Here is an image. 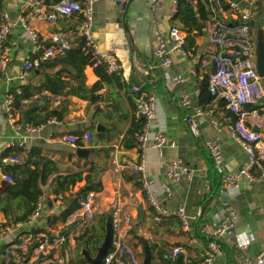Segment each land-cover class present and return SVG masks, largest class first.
Here are the masks:
<instances>
[{"label":"crops","instance_id":"0c3cea01","mask_svg":"<svg viewBox=\"0 0 264 264\" xmlns=\"http://www.w3.org/2000/svg\"><path fill=\"white\" fill-rule=\"evenodd\" d=\"M76 1L83 6L87 5L86 0ZM155 3L158 4L157 15L152 11ZM92 7L94 40L101 52H115L122 66L120 75L127 85V89L123 91L114 84L104 85L97 94L109 102L97 107H91L87 98L66 95L71 87L78 86V81L74 78L76 70H83L87 88L90 89L99 82L95 67L87 66L83 61L77 60L71 66L55 65L29 73L24 71L25 62L36 56V44L19 21V16L24 15L27 22L43 37H48L52 33L69 36L74 41L75 48L84 41L75 33L79 18L83 20L84 16L75 14L71 17L59 18L56 25H52L46 19L34 16L25 7V0H0V22L6 18L14 25L7 41L11 60L4 78L0 81V201L4 199L0 203V209L10 212L9 216H5L3 211L0 212V223L6 224L10 231L7 236L0 237V261L8 260L12 256L17 264H50L49 257L38 256L37 248L29 255L34 243L43 235H47L66 240L57 251V257L64 264L86 263L82 255V244L88 241L91 254L95 255L93 240L102 236L113 211L119 204H124L133 216L130 241L140 257L141 264L144 255L141 237L148 239L153 257L152 264H166L159 255L168 258L176 244L181 245L180 256L184 258V264H202L204 251L212 240L209 231L218 226L224 212L219 195L224 187L223 176L239 172L247 162V153L235 139L230 125L224 120L228 112L221 107L222 101L214 99L203 116L196 115L195 109L201 108L202 87L206 80L208 82L212 70L210 64L204 66L201 63L202 53L208 47L206 27L203 28L202 35L196 37L192 47L187 43L189 56L173 55L172 66L167 69L160 65L154 51L158 33L168 38L171 27L181 28L171 19L173 8L171 0H94ZM247 8L251 11L256 28H264V2L259 1ZM47 11H50L49 7ZM194 35L196 34L193 33L192 36ZM123 41H126L128 46L123 52L129 54V59L126 55L119 57V52L122 51L116 45H124ZM127 61L131 63V69L126 76L124 62ZM59 73L61 80L67 84L65 94L60 96L62 104H56L55 97L49 92L36 95L34 99L35 101L40 98L48 99L47 108L51 111L65 110L64 119L56 124L46 125L32 151L27 152L17 146L18 142L14 139V133L7 123L6 98L12 90L27 85L38 88L42 85L45 76L55 77ZM172 75L181 76L186 82L175 85L170 80ZM133 87L139 88L136 95L155 97L157 116L153 131L162 133L168 139V146L163 150L162 155L154 148H149L145 152L146 172L148 178L154 181L157 198L165 210L173 211L183 206L190 217L199 219L204 215V220H207V225L204 227L205 238L198 237L193 230L189 233L184 232L182 227H178L176 219H179L176 217L165 219L159 225L155 224L152 219L153 210L149 207L142 191L139 176L129 169L117 175L110 166L113 155H118L120 160L125 161L137 163L140 160L137 144L131 149H126L122 145L135 116ZM147 88L149 93L145 91ZM185 95L190 96L191 107L184 106L182 100ZM40 102L42 103L43 100ZM188 117L193 118L194 122L189 124ZM17 119L21 120L19 114ZM88 122L103 125L106 130L102 132H106L110 140H99L95 129H88L92 133L93 141L85 149H91L93 153L88 158H80L77 156L79 148L71 147L62 138L68 134L87 131L85 124ZM214 122L220 125H215ZM209 141H216L219 144L224 157L223 170L217 171L220 188L217 189L216 196L210 195L209 176L217 169L212 168L211 156L206 146ZM171 145L174 147L172 148ZM33 153L32 160L37 163H47L62 176L83 172V177L90 174L102 183L103 190L97 193L95 201V219L90 224L86 226L80 224L75 218L76 213L66 224L60 222L50 224L51 221L61 218L74 197L85 186L84 181L71 193H67L65 199L56 197L52 193L54 178L42 187L44 194L40 199L43 205L41 217L32 221L30 217L29 220L22 221L26 214L25 207H20L16 202L9 204L4 195L10 184L6 183L3 177L6 174H13L12 169L17 166L6 163L5 160L17 156L24 162L19 165H24L26 159ZM174 161H181L196 171L192 181L182 180L176 183L166 178L165 168ZM164 186L171 188L173 192L171 199H166ZM223 197L236 207L239 221L228 236L219 240L223 254L214 264H242L244 259L254 258L264 252V182L250 183L243 179L237 190L225 191ZM197 222L198 220L193 224ZM137 229L139 233H136ZM246 231L250 232L248 237L244 234ZM82 236H84L83 240L78 241L77 238ZM246 239L249 245L245 249L237 247L238 242L242 243L247 241ZM15 245L17 246L14 248L15 256L8 255L9 248Z\"/></svg>","mask_w":264,"mask_h":264},{"label":"built area","instance_id":"2783aa9c","mask_svg":"<svg viewBox=\"0 0 264 264\" xmlns=\"http://www.w3.org/2000/svg\"><path fill=\"white\" fill-rule=\"evenodd\" d=\"M87 5L83 6L76 0H62L58 4L49 7L44 5L42 0H25V7L34 16L46 19L50 24L56 25L59 18L71 17L75 14L84 16L83 21L75 28V33L84 39L85 43L92 48L93 54L97 59V65H105L109 74H120L122 66L119 63L115 52H101L94 40V20L92 17L94 0H86ZM173 4L171 19L178 14V0H171ZM201 2L210 12L211 16L206 23L208 37V47L202 53L201 63L211 65L212 70L208 76V90L217 101L226 104V109L233 115L227 117L225 122L230 125L233 135L237 142L247 153L245 166L237 173L225 174L223 176V191L220 194V205L224 211L218 226L211 229L209 234L212 238L206 247L203 255L202 264H214L216 259L223 254L222 246L219 243L221 238L228 236L236 227L239 221V213L230 201L224 199L225 191L237 190L241 180L248 182H264V134L256 132L254 128L264 130V89L261 78L255 68V29L252 26V14L247 8L254 6L257 2L264 0H195L194 3ZM158 4L155 3L152 11L157 15ZM27 32L32 36L36 44V56L29 58L24 64V71L31 72L40 69L44 64L55 59L67 56L75 48L74 41L66 35L52 33L48 37L41 36L26 20L24 15L19 16ZM14 25L6 18L0 22V81L4 78L10 63V52L7 41L12 34ZM187 31L180 27L173 26L169 31V37L158 33L155 39L154 55L164 68L170 69L172 66V56L178 55L188 57L187 50ZM171 82L175 85L183 84L186 79L172 75ZM132 92L138 93L139 88L133 87ZM61 97L55 98V103H61ZM35 99L24 100V105H30ZM184 106L191 107V98L185 95L182 100ZM248 107H251L250 109ZM197 116H203L205 112L201 108L195 109ZM5 113L7 123L14 133L17 146L27 152L32 151L43 133L46 126L34 127L29 124H19L17 110L14 104L13 95L9 94L5 102ZM136 116L144 120L143 132L139 135L137 147L140 152L139 162L120 160L118 155H113L110 166L117 175L122 174L123 170L129 169L132 173L139 176L142 191L145 194L149 207L153 210V222L159 225L163 220L176 217L180 220L184 232L192 231V224L198 217L187 215L183 206L176 210H165L157 198L154 181L148 178L145 167V152L149 148L156 149L160 155L168 146V139L162 133L154 132L153 125L157 116V102L153 95H138L135 98ZM189 124L194 122L191 117L187 118ZM55 119L50 120L49 124H56ZM215 125H220L214 122ZM63 141L73 148H78L81 140L84 148L92 144V133L87 130L82 137L77 135H65ZM207 149L215 168L222 172L224 165L223 152L216 141H209ZM173 148L174 145H171ZM10 164H23L19 157H9L5 160ZM196 171L184 165L181 161H174L165 168L166 178L171 182H181L182 180L192 181ZM4 181L14 184L11 175H5ZM166 199L173 197V192L169 186L163 187ZM223 195V196H222ZM97 193H89L80 201L79 210L75 218L80 224L88 225L96 215L95 201ZM43 205L41 200L31 216L30 220L41 217ZM133 216L124 204H119L113 211L114 238L113 248L107 255L103 264H141L140 257L134 246L131 244V234L133 232ZM5 229L0 237H5L9 233ZM248 233L244 234L248 237ZM239 235H237L238 238ZM247 240V239H246ZM66 242L64 238H52L43 235L39 238V246L36 249L38 256L49 257L50 264H64L58 257L57 251ZM248 240L238 242L237 247L245 249L249 244ZM12 246L8 250V255L15 256ZM180 248H175L168 256L170 261H175L181 254ZM242 264H264V252L254 258L244 259Z\"/></svg>","mask_w":264,"mask_h":264},{"label":"trees","instance_id":"16d2710c","mask_svg":"<svg viewBox=\"0 0 264 264\" xmlns=\"http://www.w3.org/2000/svg\"><path fill=\"white\" fill-rule=\"evenodd\" d=\"M43 3L48 6H54L61 2L62 0H42ZM195 0H178L179 11L178 14L173 19L175 23L181 26L182 30L187 31V43L190 47L195 44L196 37L202 35L203 33V24L205 25L210 19V12L205 8L201 2L194 3ZM83 20L79 18V23ZM76 25V26H77ZM76 28V27H75ZM258 28V27H257ZM195 33L196 35L192 36ZM188 46V45H187ZM77 60L83 61L85 65L95 67V72L99 78V82L94 85L92 88H87L85 85V77L83 70L75 71V79L78 81V86L71 87L70 91L66 93L68 96H77L81 98H87L90 102L91 107H97L100 104H108V100L97 94L103 89L104 85H116L117 88L121 91L127 89V85L123 81V78L120 74H109L107 67L105 65H97V59L93 54V50L89 47L84 41L80 43L78 47L72 50L67 56L63 58L56 59L54 62L44 64L40 69L44 67H50L55 65H64L71 66V64ZM61 73L55 77L45 76L43 79L42 85L38 88L31 85L23 86L18 90H12L10 93L14 97V104L17 110V114L21 116V120H18L19 124H29L34 127L46 126L49 124L50 120L55 119L57 122H61L64 119L65 110H54L51 111L47 108L48 99L40 98L36 100L29 106L24 105V100L34 99L36 95H41L43 92H49L53 97H60L65 94V89L67 84L61 80ZM146 93H149V88L145 89ZM135 98L138 97L134 93ZM214 97L208 90V82L202 87V92L200 96V104L203 112H207L208 107L214 102ZM43 100L41 103L40 101ZM62 104V103H61ZM221 107L226 109V104L222 102ZM249 109L251 107H248ZM228 112L224 116V120L227 117H233V115ZM144 129V120L135 116L132 120V123L125 135L122 145L126 149H131L137 144L139 135L143 132ZM84 132H79L77 135L82 137ZM99 140H110L106 132H101L98 136ZM84 144L80 140L78 142V148H84ZM33 154H30L26 159L24 165H17L14 167L13 174H11L14 179V184L7 186L4 191L5 198L9 204L16 202L20 207L24 206L26 209V214L23 217V222L29 220V218L34 214L37 206L40 202L41 197H43V189L45 185L49 182L51 178H54V188L53 195L56 197H64L67 193H71L72 190L79 184L85 181V186L82 187L74 197L70 207L61 215L59 220L51 221V225L62 223L66 224L68 219L72 217L78 210L81 199H83L89 193H100L103 190L102 183L93 178L90 174H87L83 177V172L70 173L66 176H62L55 168L47 165V163H37L33 159ZM17 157V156H15ZM20 158V157H19ZM212 160V159H211ZM213 164V161H212ZM214 164L213 167L214 168ZM218 170L213 171V175H210L211 183V194L215 195L217 189L219 190V177ZM10 173V172H8ZM9 175V174H6ZM220 176V174H219ZM221 177V176H220ZM222 180V178H221ZM221 192V191H220ZM220 195V193H219ZM4 201L1 200L0 203ZM7 204V205H9ZM4 213L5 216H9L10 212L6 209H0V212ZM18 222V221H17ZM178 227H182L179 220L176 219ZM192 230L195 232V235L198 237H204V227L207 225V220H204L203 217H199L198 222L193 224ZM7 228L6 224L0 223V235ZM105 236V230L101 237L93 240L94 246L101 244ZM83 237L77 238L78 241L83 240ZM205 238V237H204ZM39 240H37L33 248L30 250L29 255L33 250L38 248ZM160 259L163 260L166 264H184V258L179 256L175 261H170L167 256L159 255ZM0 264H17L15 258L12 256L8 260H1ZM86 264V263H83Z\"/></svg>","mask_w":264,"mask_h":264},{"label":"water","instance_id":"95a60500","mask_svg":"<svg viewBox=\"0 0 264 264\" xmlns=\"http://www.w3.org/2000/svg\"><path fill=\"white\" fill-rule=\"evenodd\" d=\"M253 28L255 29V52H254V62L255 68L261 78V84L264 89V28L258 27L256 28L255 23H252ZM205 25L203 24V28ZM128 31V28L126 26ZM124 45H116V47L122 51L119 52V57H124L126 55L127 59H129V54H125L124 50L128 49L126 41H123ZM108 50L110 48L108 47ZM131 69L130 62H124V70L127 76V73ZM85 128L88 129H95L96 133L100 135L102 131H105L106 128L101 124H95L94 122H88L85 124ZM256 132H261L264 134V130H260L259 128L255 129ZM93 153L91 149L79 148L77 150V156L80 158H88L89 155ZM136 233H139V229L136 230ZM113 238H114V226H113V214L111 218L108 219L105 228V236L102 240L101 244L95 245V255L91 254L90 247H88V241L82 244V255L87 264H103L105 258L113 248ZM141 242L144 247V255H143V262L142 264H152V251L151 247L149 246L148 239L146 237H141ZM181 247L180 244H176L174 248Z\"/></svg>","mask_w":264,"mask_h":264}]
</instances>
